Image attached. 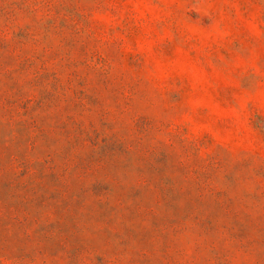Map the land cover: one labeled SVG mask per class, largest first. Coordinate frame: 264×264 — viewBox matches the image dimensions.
Returning <instances> with one entry per match:
<instances>
[{
    "label": "rangeland",
    "instance_id": "rangeland-1",
    "mask_svg": "<svg viewBox=\"0 0 264 264\" xmlns=\"http://www.w3.org/2000/svg\"><path fill=\"white\" fill-rule=\"evenodd\" d=\"M0 264H264V0H0Z\"/></svg>",
    "mask_w": 264,
    "mask_h": 264
}]
</instances>
